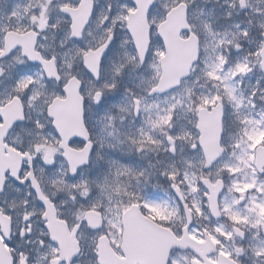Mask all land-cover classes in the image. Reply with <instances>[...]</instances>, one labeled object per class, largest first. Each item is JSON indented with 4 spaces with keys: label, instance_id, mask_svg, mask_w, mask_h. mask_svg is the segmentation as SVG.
Here are the masks:
<instances>
[{
    "label": "snow or ice",
    "instance_id": "1",
    "mask_svg": "<svg viewBox=\"0 0 264 264\" xmlns=\"http://www.w3.org/2000/svg\"><path fill=\"white\" fill-rule=\"evenodd\" d=\"M140 6L141 0L109 4L98 18V26L108 25L98 41L88 27L97 23L95 0H24L0 13V144L23 158L8 183L27 184L33 198L15 217V205L3 206L7 198L0 205L9 221L0 243L12 264H34L33 251L35 264H101V242L126 236V219L163 241L152 264H264V142L253 143L264 137V76L251 83L264 71V59H254L264 58V42L248 39L244 29L253 47L243 60L225 56L223 40L210 53L202 27L188 17V0H150L148 45L140 49L126 24ZM162 8L167 15L184 9L185 23L174 34L186 45L182 59L163 42ZM118 27L128 33L122 46L135 50L131 86L123 90L116 80L123 65L111 83L106 78ZM246 77L251 86L242 90ZM73 105L80 131L68 137L62 129ZM23 137L31 138L27 147ZM105 142L113 151L127 143L131 152L165 159L141 168L130 156L101 155ZM153 175L163 177V199L129 191L131 181L140 190ZM46 176L56 189L51 194L42 187ZM157 211L164 216L153 221Z\"/></svg>",
    "mask_w": 264,
    "mask_h": 264
},
{
    "label": "rangeland",
    "instance_id": "2",
    "mask_svg": "<svg viewBox=\"0 0 264 264\" xmlns=\"http://www.w3.org/2000/svg\"><path fill=\"white\" fill-rule=\"evenodd\" d=\"M218 1L220 2V0H188L190 4L188 17L189 19L194 21L197 27H202V30L204 31L205 36L207 37V40H208L210 53H211V50L221 40H223L225 41L224 45L222 46L223 54L227 57H230L231 56L230 50L231 49L233 51L235 50L233 45L236 46V44H240V45L242 44L247 48L249 46H252L248 43V40L245 39V37L242 35V32L244 29H247L249 31L248 39H252V40H254V38L260 37L261 33H264V27H262V25H264V2H263L264 0H244L245 8L242 10V12L246 14V17L245 19L241 18L242 22H239V21L233 22L232 21L233 19L229 20V18L231 17L230 15L231 12H235L236 14L241 12L238 9V7H236L237 2L240 0H224L223 2L224 6L222 7L218 6L219 5L217 4ZM117 2L118 0H95V3L97 4V10H96L97 13L95 16V20H98L99 17H102L104 14H106L107 6L109 4H112L113 7H115ZM165 2L171 4L172 0H165ZM22 3H24V0H0V13L10 9L11 6L14 4H22ZM100 7H101V10H99ZM160 15L163 17V20H164L165 12L163 8L161 9ZM226 18L229 22L219 21V19H226ZM254 21L256 22V24ZM201 22H204V25H206V27H203ZM216 24L218 25L219 28L216 27ZM253 24L256 25L262 31L255 30V26ZM107 26H108L107 24H105V26L99 25L98 28L95 29L96 31L95 37L97 38V41L99 40L101 36L104 35V28ZM256 31L258 32L257 34H255ZM116 34L118 37L117 43L114 44V46L112 47V50L109 54V58L106 61V64L108 65V72L106 74V78L108 79L109 83H111L114 77V74H115V70L117 68H120L123 65L124 70H123L122 78L116 77V80L118 84L120 83L122 84L123 82L125 85L131 86L129 78H128L129 69L131 68L129 57L132 54H134V50L131 44L122 46L123 40L127 36L125 31H121V29L118 27L116 30ZM153 39L154 40L157 39L155 33H154ZM228 41H231V44H229ZM95 42L96 41H94V43ZM217 51H219V49H217ZM212 54L214 55V53ZM234 59L235 58L233 59L231 58V60H234ZM241 60H243V58ZM201 83H203V81H201ZM247 86H248V82L245 87V90L247 89ZM196 90L198 92L202 91V89H200L199 87H197ZM110 99H113V97H110ZM106 106L107 105H105V108H101L97 111L102 115L106 109ZM132 130L134 131V129ZM101 135H105V133H101ZM29 138L23 137L24 146L28 145V141L30 140ZM121 140H123V137H121ZM109 150H112V149H109L107 142H105L104 147L101 149V155L106 154L108 156H111L109 154ZM115 152L118 154L117 158H120V159L130 156L131 157L130 159L132 160V162L141 168L144 167L142 166L143 157H146V158L151 157L155 162H157L158 160L165 159V155H161L163 153H160L159 155H157L156 153L151 152V151H146L145 153H140V154L131 152L129 149V145L127 143H124L123 145L119 146L115 150ZM177 165L179 167L183 166L179 163V158H177ZM103 167L104 165L101 164V168ZM125 182L127 183L128 181L126 180ZM42 183L45 188L50 187L47 176L45 177ZM131 183H132V188L129 189V191L152 190L150 183L139 186L140 190H138V187L134 180L131 181ZM154 189L156 190V187ZM11 195H16V196L9 198V196ZM17 197H18L19 202L16 201ZM6 198L8 200V203H15L17 207L23 206V200L28 199L26 196V192L17 191L15 187L10 188L8 197ZM151 199H153V197ZM154 199H161V198L158 197ZM163 216H164V213L157 211L153 213L152 218L156 220H161ZM212 223L215 224V222L213 221ZM114 239L115 240H113L112 242H115V241L117 242L118 239L116 237Z\"/></svg>",
    "mask_w": 264,
    "mask_h": 264
},
{
    "label": "water",
    "instance_id": "3",
    "mask_svg": "<svg viewBox=\"0 0 264 264\" xmlns=\"http://www.w3.org/2000/svg\"><path fill=\"white\" fill-rule=\"evenodd\" d=\"M150 2V0H141V6L140 11L135 12L133 14H130L127 26L128 29L132 33V38L135 41V44L140 49H145L148 45V24L145 21L144 18V9L145 5H147ZM83 14L86 15V10H82ZM185 23V16H184V9L183 8H177L175 11H172L170 15L166 16L165 22L162 23V26L160 27L159 31L161 35L164 37V43L168 45L169 49L174 52L176 58L182 59L183 52L186 48V45H183L181 43H178L174 39V34L178 31L179 27L182 26ZM167 60V57L164 58ZM14 112L9 111L8 116L6 117L7 120H11L14 118ZM63 134L66 136H72L77 134L80 131V125L79 121L76 116V110L74 105L70 106L69 109L66 112L65 115V121L63 125ZM3 148L0 144V186H3V176L5 175V172H8L9 170H13V165L9 162L8 157H5L3 155ZM16 175V172L13 170L12 177ZM130 222L126 219L125 221ZM129 230L132 231L131 227ZM5 250L0 244V264H10V261L5 256Z\"/></svg>",
    "mask_w": 264,
    "mask_h": 264
},
{
    "label": "flooded vegetation",
    "instance_id": "4",
    "mask_svg": "<svg viewBox=\"0 0 264 264\" xmlns=\"http://www.w3.org/2000/svg\"><path fill=\"white\" fill-rule=\"evenodd\" d=\"M254 59H256V60H258V58H254ZM28 197V196H27ZM28 198H32V197H28ZM0 205H3V201H0ZM4 207H9V206H6V205H3ZM13 216L15 217L16 216V212H14L13 213ZM67 244H71V241H67ZM35 245H33V246H28V247H34ZM31 255H32V257H33V252L31 253ZM34 264H35V262H34Z\"/></svg>",
    "mask_w": 264,
    "mask_h": 264
}]
</instances>
